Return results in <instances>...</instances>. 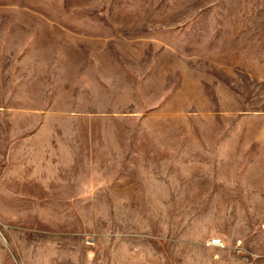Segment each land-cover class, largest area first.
Masks as SVG:
<instances>
[{"label":"rangeland","instance_id":"rangeland-1","mask_svg":"<svg viewBox=\"0 0 264 264\" xmlns=\"http://www.w3.org/2000/svg\"><path fill=\"white\" fill-rule=\"evenodd\" d=\"M0 264H264V0H0Z\"/></svg>","mask_w":264,"mask_h":264},{"label":"built area","instance_id":"built-area-1","mask_svg":"<svg viewBox=\"0 0 264 264\" xmlns=\"http://www.w3.org/2000/svg\"><path fill=\"white\" fill-rule=\"evenodd\" d=\"M210 244L212 245H216V246H219L222 244V240L220 238H213L210 242Z\"/></svg>","mask_w":264,"mask_h":264}]
</instances>
